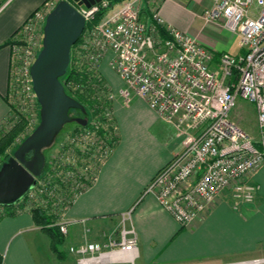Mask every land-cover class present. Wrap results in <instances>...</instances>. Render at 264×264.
Returning a JSON list of instances; mask_svg holds the SVG:
<instances>
[{
	"label": "built area",
	"instance_id": "1",
	"mask_svg": "<svg viewBox=\"0 0 264 264\" xmlns=\"http://www.w3.org/2000/svg\"><path fill=\"white\" fill-rule=\"evenodd\" d=\"M209 1L211 6L203 15L205 22L238 36L242 53L217 55L196 38L166 26L156 0H124L113 7L110 0H103L87 10L78 9L86 19L83 33L86 38L78 50L75 66L100 74V64L111 54L110 66L124 84L119 91L124 103L142 98L184 136L183 151L156 175L146 190L182 227L206 214L223 194L229 195L234 210L255 202L260 185L252 175L264 164V0ZM58 3L59 0H47L28 18L11 43V90L15 86L22 88L20 83H23L27 99L32 103L37 98L31 67L41 51L36 53V48L43 42L46 18ZM145 9L149 10V16ZM100 13H106L104 20L91 26ZM142 13L147 16V22ZM160 30L165 32L163 36ZM18 36L25 39L18 45L26 47V53L36 46L31 60L30 55L25 59V51L21 52V47L14 44ZM16 54L19 60L15 61ZM107 88L105 97L113 102L115 95L108 85ZM238 100L255 107L257 141L232 117ZM113 121L112 109L107 107L104 120L95 124V131L80 134L100 138L95 137L93 159L89 156L93 164L90 176L79 173L74 178L78 179L74 182H79L80 194L70 197L61 189L68 187L69 179L57 181L54 188L46 191L57 201L61 200L60 212H66L62 214L63 220L54 223L59 224L64 235L68 234L70 224L86 223L65 217L70 205L95 181L99 166L113 152L117 140ZM111 128L113 132L109 133ZM37 179L33 188L12 204L15 214H31L34 210V202H25L24 198L34 190ZM6 213V206L0 205V217ZM131 213L122 215L115 240L110 236L106 244L91 242L71 247L70 253L77 256L76 264L100 263L110 252H131L133 262L138 253V237L134 227L128 224Z\"/></svg>",
	"mask_w": 264,
	"mask_h": 264
},
{
	"label": "crops",
	"instance_id": "2",
	"mask_svg": "<svg viewBox=\"0 0 264 264\" xmlns=\"http://www.w3.org/2000/svg\"><path fill=\"white\" fill-rule=\"evenodd\" d=\"M46 1L0 0V127L11 113V43L28 18ZM156 1L166 26L196 38L217 55L243 52L238 36L205 22L203 15L211 6L209 0ZM143 18L148 21L147 16ZM111 60L110 54L100 64V74L115 95L112 114L116 144L110 157L99 166L95 181L70 205L67 219L86 220L91 229L102 231L132 211L129 225L138 237V253L131 262L132 254L124 259V256L110 257L113 254L110 252L99 264H136L137 261L139 264H222L264 259V164L252 175L260 185L255 202L234 210L229 195L223 194L188 227L179 225L146 190L181 152L184 136L142 98L124 103L119 96L124 84L110 66ZM238 104H249L257 120L253 105L242 100ZM83 225L70 224L69 236L57 247L58 253H54L51 239L35 224L31 214L4 217L0 220L2 263L75 264L77 256L70 253V248L83 244Z\"/></svg>",
	"mask_w": 264,
	"mask_h": 264
},
{
	"label": "rangeland",
	"instance_id": "3",
	"mask_svg": "<svg viewBox=\"0 0 264 264\" xmlns=\"http://www.w3.org/2000/svg\"><path fill=\"white\" fill-rule=\"evenodd\" d=\"M63 1V0H59ZM124 0H120L114 4L111 3V6H116L118 4L123 3ZM73 3V0L71 1ZM104 14H99L93 23H91V26L99 25L104 20ZM101 15V16H100ZM99 19V21H98ZM90 29V28H89ZM88 29V30H89ZM226 29V28H224ZM229 31V30H228ZM23 36H18L14 40V44H16V47H21V52L25 51L26 57L25 59L30 55V59L33 57V53L35 52L36 46H32L29 53H26V47L20 46L19 41H24L25 39H21ZM86 36L82 35L76 46L73 48L72 51V61L75 60L77 62V55L78 50L83 44V41L85 40ZM27 44V43H25ZM234 48L238 50V44L234 41ZM41 47V48H40ZM37 45L36 53H38L39 50L42 49V40H41V46ZM234 49V50H235ZM16 59L19 60L18 54L15 56ZM25 61V60H24ZM75 62V63H76ZM73 68V64H70L69 71ZM99 76V79H103L100 74L97 73ZM15 81V80H14ZM65 82V81H64ZM13 83V82H12ZM15 83V82H14ZM22 88H15L12 87V90L10 92L9 96V104L11 108V113L7 121L3 124L2 127H0V137H2L4 134L8 133L21 119H24V131L16 137L15 141L13 142L12 146L8 149L7 155L10 157L14 156V153L17 151L18 147L23 143V141L33 133V131L36 129V127L40 123V105L34 104L37 101H34L33 103L28 101L26 93L24 92L23 83H20ZM106 86L107 84L104 83ZM108 89V88H107ZM109 93V92H108ZM103 97L107 96V94L103 93L101 94ZM109 99V98H108ZM240 100L237 101V106L235 108V112L233 113L234 120L238 122V124L246 130L256 141L259 138L258 133V126H257V120L255 117V113L252 110L251 107H249V104H238ZM252 105V104H251ZM96 110H99L100 107H94ZM245 111V112H244ZM73 119L72 122L66 124L61 132L56 136L54 142L52 145L46 149L43 150V154L45 156V167L42 172V175L39 179H37V184L34 190L25 196L24 201H29V203H33L34 209L42 208L43 212L45 213L46 217L50 218L53 223L44 225L43 228L45 230L54 229V230H60V226L55 225L56 223L60 222L61 219L63 220L62 214L66 213L63 211L60 212V206L58 205V202L61 200H58L56 198H53V196L50 193H47L49 189H52L55 187L56 182H60L65 180H70V183L68 184L67 188H61L65 194L72 197L73 195H79L80 191L78 188H80L77 185H79L78 181L74 182V178L79 177V173L86 174L90 176L89 171H91L90 166L93 167V164L89 162V156L94 154L96 143V138L100 139L98 135H90L88 137L86 136H80L81 132H89V131H95V124L99 122V120H104V108L101 110V112H98L97 115L94 116L92 110H84V112L80 111H74L72 115H70ZM76 118H83L87 120V125L82 126L74 119ZM95 119V120H94ZM114 123V121H113ZM110 132H113V129L109 130ZM183 149L181 150V152ZM180 152V153H181ZM93 159V158H92ZM6 161L0 160V165L2 166L3 163ZM0 166V168H1ZM85 167V169H84ZM86 167H88V171H86ZM67 177V178H66ZM65 185V184H63ZM59 187V186H58ZM29 197H32L30 199ZM62 199V197H61ZM63 200V199H62ZM65 201V200H64ZM28 203V202H27ZM57 208V209H56ZM7 213L5 216L0 217V220L4 217H15L18 216L17 214L13 215L11 213H14V205L7 207L6 206ZM31 212V211H30ZM32 213V212H31ZM32 215V214H31ZM67 217H65V220ZM113 225L109 227V229L104 230H96L91 229V227L88 225L84 228V237L82 243H91V242H97L102 241V244H106L108 241H110V236H112V240H115L118 238V226L120 225V219H116L114 221ZM55 223V224H54ZM129 224V223H128ZM53 225V226H51ZM93 228V227H92ZM103 232V233H102ZM62 234V233H61ZM64 237H68L69 235H64ZM246 262V263H245ZM254 262V263H253ZM264 264V259H257L252 261H236V262H227L222 264ZM76 264V262H75ZM99 264V263H96ZM136 264H139L137 261Z\"/></svg>",
	"mask_w": 264,
	"mask_h": 264
},
{
	"label": "water",
	"instance_id": "4",
	"mask_svg": "<svg viewBox=\"0 0 264 264\" xmlns=\"http://www.w3.org/2000/svg\"><path fill=\"white\" fill-rule=\"evenodd\" d=\"M101 1L63 0L46 18L42 49L31 67L33 90L41 108L40 123L0 168V205L16 203L33 188L45 167L43 150L73 121L72 110L84 112V107L66 93L61 78L67 74L72 49L86 29V19L78 9L87 10ZM74 121L87 125L83 118ZM28 154H32L30 159Z\"/></svg>",
	"mask_w": 264,
	"mask_h": 264
},
{
	"label": "trees",
	"instance_id": "5",
	"mask_svg": "<svg viewBox=\"0 0 264 264\" xmlns=\"http://www.w3.org/2000/svg\"><path fill=\"white\" fill-rule=\"evenodd\" d=\"M66 1L71 2L72 0H66ZM110 1L112 4H114L120 0H110ZM144 13L148 15L149 10L145 9ZM144 13H142L143 14L142 17L145 16ZM160 31L163 36L165 32L163 30ZM71 64H73V68L70 71L68 69L67 74L63 78H61V82L64 84L66 93L69 96L76 99L84 107V110L86 109L87 111L92 110L94 116L97 115L98 112H101L103 108L104 110L107 107L109 109H112L113 102L108 101L106 97H103L101 95L103 93L106 94L108 91L107 85L106 86L104 85V83L106 84L105 80L98 79L97 74L89 72L87 68L79 69L78 67L75 66V60H73ZM96 106L100 107L99 110H96L94 108ZM74 111H80V110H72L70 115H72ZM80 112L82 113L83 111ZM24 122L25 120L21 119L8 133L0 137V160L7 161L9 159V156L6 153L8 149L12 146L16 137L19 136L24 131ZM31 156L32 154H28L27 159H30ZM11 214L15 215V213H11ZM31 214L35 224L38 227H40L42 231L46 235H48V237L51 239L54 253H58L57 247L65 241V237L57 229L45 230V228H43L44 225L47 224L49 225L53 222L51 221L50 218L46 217L42 208L34 209ZM1 262L2 259L0 258V264Z\"/></svg>",
	"mask_w": 264,
	"mask_h": 264
},
{
	"label": "bare ground",
	"instance_id": "6",
	"mask_svg": "<svg viewBox=\"0 0 264 264\" xmlns=\"http://www.w3.org/2000/svg\"><path fill=\"white\" fill-rule=\"evenodd\" d=\"M127 254H132V255H134L133 253H131V252H124V253H113L110 257H115V256H120V257H122V256H124L125 258L124 259H127V257H126V255ZM110 257L108 256L107 258L108 259H110Z\"/></svg>",
	"mask_w": 264,
	"mask_h": 264
}]
</instances>
